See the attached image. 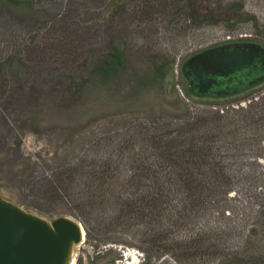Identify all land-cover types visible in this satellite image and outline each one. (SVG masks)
<instances>
[{"label": "rangeland", "instance_id": "rangeland-1", "mask_svg": "<svg viewBox=\"0 0 264 264\" xmlns=\"http://www.w3.org/2000/svg\"><path fill=\"white\" fill-rule=\"evenodd\" d=\"M227 41L264 49V0H0V195L79 223L74 264L264 260V77L182 71Z\"/></svg>", "mask_w": 264, "mask_h": 264}, {"label": "water", "instance_id": "water-1", "mask_svg": "<svg viewBox=\"0 0 264 264\" xmlns=\"http://www.w3.org/2000/svg\"><path fill=\"white\" fill-rule=\"evenodd\" d=\"M242 69L256 71L255 83L264 77V49L255 43L211 47L191 56L182 71L197 94ZM83 228L74 220L52 222L28 213L0 195V264H69L72 248ZM105 264H118L109 262Z\"/></svg>", "mask_w": 264, "mask_h": 264}, {"label": "flooded vegetation", "instance_id": "flooded-vegetation-1", "mask_svg": "<svg viewBox=\"0 0 264 264\" xmlns=\"http://www.w3.org/2000/svg\"><path fill=\"white\" fill-rule=\"evenodd\" d=\"M237 43H249V42H232L227 41L221 45L226 44H237ZM256 71L249 70V69H242L240 71L234 72L233 74L229 75L227 78H218L216 79L217 84H213L209 86L203 93L201 94H208V95H219V94H230L240 91L244 89L256 78ZM189 81V80H188ZM190 84V83H189ZM191 87V86H190ZM193 91V89L191 88ZM196 93L195 91H193ZM106 263H109L107 261Z\"/></svg>", "mask_w": 264, "mask_h": 264}, {"label": "trees", "instance_id": "trees-1", "mask_svg": "<svg viewBox=\"0 0 264 264\" xmlns=\"http://www.w3.org/2000/svg\"><path fill=\"white\" fill-rule=\"evenodd\" d=\"M120 54L116 51V50H110L109 52L106 53L105 55V58L103 60V63H101L100 65V69L101 71L104 72H108V71H111L112 68H114V63H119V56ZM193 149V148H192ZM194 150V149H193ZM262 258V257H260ZM259 258V259H260ZM227 264H244V263H235V262H229ZM245 264H264V260H261V261H252L251 262H247Z\"/></svg>", "mask_w": 264, "mask_h": 264}, {"label": "bare ground", "instance_id": "bare-ground-1", "mask_svg": "<svg viewBox=\"0 0 264 264\" xmlns=\"http://www.w3.org/2000/svg\"><path fill=\"white\" fill-rule=\"evenodd\" d=\"M122 262L121 264H137L139 261V253L133 249H127L122 252ZM74 258L72 257L69 264H74Z\"/></svg>", "mask_w": 264, "mask_h": 264}]
</instances>
